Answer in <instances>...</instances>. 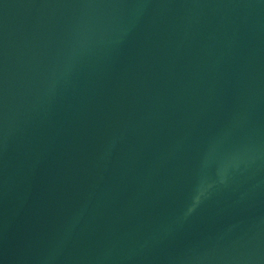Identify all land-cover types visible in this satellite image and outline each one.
I'll return each mask as SVG.
<instances>
[{
  "label": "water",
  "instance_id": "water-1",
  "mask_svg": "<svg viewBox=\"0 0 264 264\" xmlns=\"http://www.w3.org/2000/svg\"><path fill=\"white\" fill-rule=\"evenodd\" d=\"M0 264H264V0H0Z\"/></svg>",
  "mask_w": 264,
  "mask_h": 264
}]
</instances>
